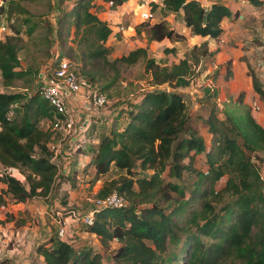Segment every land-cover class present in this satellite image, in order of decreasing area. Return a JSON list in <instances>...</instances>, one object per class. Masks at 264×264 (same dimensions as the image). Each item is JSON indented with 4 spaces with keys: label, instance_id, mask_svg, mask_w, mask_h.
Here are the masks:
<instances>
[{
    "label": "trees",
    "instance_id": "trees-1",
    "mask_svg": "<svg viewBox=\"0 0 264 264\" xmlns=\"http://www.w3.org/2000/svg\"><path fill=\"white\" fill-rule=\"evenodd\" d=\"M3 1L0 16L8 14L10 18L13 12L28 13L22 4L34 0ZM67 1L73 0H60L52 5L59 14L55 18L59 36L62 38L63 35L60 23L64 18L71 19L70 28L75 26L77 37L81 34L78 43L82 48L76 57L91 66L78 67L99 90L110 96L106 88L117 77L114 74L106 78L107 65L132 64L141 59L151 74V89L145 91L138 102L129 103V108L124 111L126 114L120 115L126 117L122 124L120 122L118 126L117 123L99 137L96 146L91 147L92 157L86 163L95 169L96 176L106 174L112 168L120 172L105 181L96 196L104 197L117 191L127 201L124 206H104L96 210L93 223L86 226L104 246L112 239L120 242L112 252L113 262L108 264H173L177 252H169L168 244L177 246L180 230L193 224L196 226L194 232L188 233L183 240L185 243L190 240L186 264H264V179L248 153L257 148L264 149V127L248 110L239 114L225 111L221 119L211 109L205 123L209 124L215 138L213 145L206 148L203 137L192 125L186 97L177 89L189 84V59L184 57L168 66L148 57L146 48H138L108 60L110 48L107 41L112 28L96 11H92L96 0H74V6L64 11L61 7ZM104 1L123 4L127 0ZM247 1L256 7L264 6V0ZM163 3L168 12L177 15L183 12V20L193 34L214 39L220 38L224 32L223 21L234 16L233 10L222 0H211L208 7L198 0H163ZM150 22L147 25L151 40H183L184 36L168 22L153 25ZM24 23L27 25L26 33L32 36L37 24L28 16ZM13 29L12 34L0 40V78L8 88L0 91V164L3 167H24V181L6 173L0 174V206L7 204L8 200L24 202L35 195L47 196L53 188L76 176L74 170V175L60 174L56 181L57 167L50 160L47 146L52 134L39 125L41 119L52 115V107L42 99L38 89L40 68L21 66L18 53L21 29ZM64 53L68 55L66 51ZM51 56L49 51L47 57ZM31 69L36 81L34 87L12 89L19 85L16 80ZM251 77L254 90L264 96L259 79L255 75ZM102 78L103 83H98ZM164 84H167L166 88H159ZM239 96L238 100L243 103V92ZM35 151L38 153L36 157L32 156ZM198 154H203L207 168L195 167ZM186 157L187 162L184 161ZM147 169H152V173H147ZM183 169L188 172L195 170L196 179L189 181L190 174L184 176ZM224 174L227 180L223 189L234 196L232 203L225 206V213L230 214L232 206H238L234 220L225 230L219 225L222 220L216 215L210 200L204 199L200 209L192 207L195 204L193 193L199 190L200 181L207 178L210 184L208 191L216 194L212 185ZM74 180L69 183L74 185ZM186 181L190 183L186 184ZM183 183L190 186L191 195L188 197L184 195ZM188 204L190 209L185 213ZM200 215L205 216L201 224L198 220ZM181 218L185 221L179 225ZM5 221L0 217V223ZM254 227L258 231V241L248 249L246 246L253 237ZM218 232L220 239L202 249L200 234ZM36 247L37 252L44 256L45 264H106L101 252L92 253L90 248L76 247L56 233ZM219 252L223 254L221 260L216 258ZM236 256L240 263H235Z\"/></svg>",
    "mask_w": 264,
    "mask_h": 264
},
{
    "label": "rangeland",
    "instance_id": "rangeland-1",
    "mask_svg": "<svg viewBox=\"0 0 264 264\" xmlns=\"http://www.w3.org/2000/svg\"><path fill=\"white\" fill-rule=\"evenodd\" d=\"M14 1V0H13ZM60 0H34L27 1L22 4L27 9L28 13L19 14L13 12L10 18L4 20L0 16V40H4L7 35L13 33V27L20 30V45L19 56L20 64L23 68L41 66L50 57H47L52 51L60 48V51H66L71 56L79 67L90 68V63H85V60L78 59L76 55L80 53L82 48L79 43V37L76 36L75 26L70 28L71 19L64 18L60 23V29L62 31V38L59 36V26L55 23V18L59 15L55 11L52 5L58 4ZM147 0H131L123 8H119L120 5L108 1L107 3H101L96 0V6L92 8L93 12H97L98 16L106 21L112 28V34L110 35L107 46L110 48V52L107 56L108 60H113L123 54H127L138 48H146L148 57H152L156 62L160 64H166L171 66L173 63L179 62L180 59L187 57L191 65V73L189 74V84L179 87L184 93L188 105L191 108V116L193 118L192 125L200 132L205 141L207 148H210L214 143V134L210 131L209 124L205 123V119L208 117L209 109H213L218 117L224 118V112L230 111L231 113L239 114L248 110L255 120L264 127V96L259 95L252 85L251 75H255L264 90V6L256 7L251 5L247 0H222L228 3V6L233 10L234 16L229 18V21L222 27L225 33L223 36L217 39L210 38L208 41L192 40L189 45V41L184 42L182 39L176 41L166 40V43H157L150 39V27L147 25L151 20V25L156 24L155 18L160 19L167 18L166 22L171 27L175 26V29L182 31L183 22L178 18L175 19L170 12L157 8V4L150 2L151 11L149 18L142 17L139 13L143 8H139V5ZM199 1V0H198ZM204 5L211 4V0H203ZM72 2L67 1L62 4L64 11L72 8L74 5ZM3 5L0 0V6ZM15 7V6H13ZM12 8V7H11ZM18 11L16 8H14ZM159 14V15H158ZM32 18L35 22L36 28L32 36H28L27 25L24 23L25 17ZM176 20V21H175ZM70 32V34H69ZM179 33V32H178ZM180 34V33H179ZM62 42V44H61ZM178 42V43H177ZM206 44V47H205ZM26 73L23 77L16 80L19 86H31L35 85V76L33 71ZM106 78L117 74L114 82L107 87V93H110V104L106 106L107 121H103L99 124L98 134L94 136L92 132L88 133V144L98 143L99 137L103 133L109 132L114 125L119 126L120 122L126 120L125 116L129 108V103H136L140 100L142 94L151 89L150 79L151 74L145 67L143 60H137L132 64L117 63L116 66H106ZM116 69V71H115ZM231 71V73H230ZM83 73V72H82ZM85 74V73H84ZM103 78L98 83H103ZM210 85L213 90L210 89ZM166 88L167 84L160 86L159 88ZM169 88V87H168ZM170 89V88H169ZM243 92V103L238 100L239 93ZM205 93V94H204ZM217 98L221 102L217 101ZM43 99V96H42ZM193 102L198 103L193 106ZM123 109V111H122ZM119 115L116 120V116ZM42 119L39 121V125L43 129H47L45 124H42ZM55 139V138H54ZM91 139L93 142H91ZM96 139V142H94ZM252 156V161L256 168L259 170L261 177L264 179V149L257 148L253 151H248ZM202 157H197L195 167L199 169L207 168L208 165L205 162L203 154ZM184 161H188V158H184ZM88 163V162H87ZM89 166V164H87ZM86 165V166H87ZM83 168L78 170L79 177L72 176L71 189L68 191L65 189V184L62 183L56 188H53L51 193L47 196H32L27 201L21 204H15L11 200H8L5 208H0V217L5 219L9 229L14 231L18 227L25 225L38 224L41 227L49 225L51 230H57V225L54 220L56 217V210H60L63 215L68 213L67 209L85 213L93 205V200L96 197L98 189L103 185L105 181L116 177L120 174L119 171L112 168L106 174L96 176L92 167ZM1 167V164H0ZM137 168V167H135ZM24 167H17L15 172L22 181V171ZM74 171V170H73ZM77 172V170H76ZM147 173H152V169H147ZM184 176L188 173L189 181L196 179V171L182 170ZM167 171L163 173L165 176ZM99 177V178H98ZM77 179V180H76ZM227 180V175L224 174L216 181H214L212 187L217 191L216 194L209 192L210 187L209 180L203 179L199 183V190L195 195L194 205L196 209H200L202 201L210 200L213 204L216 215H219L221 224H219L223 230L227 229V226L234 220L237 211V205L232 206V212L230 214L225 213V206L232 203L234 196L225 191L223 187ZM188 181V180H187ZM186 181V182H187ZM187 182L186 184H189ZM185 187L184 195L188 197L191 195L190 186ZM264 187V184H263ZM176 197V193H174ZM190 209V204L187 205L185 213ZM199 223L205 221V216L200 215ZM42 221V222H41ZM185 219L179 220V225L184 223ZM43 222L45 225H43ZM78 223H74L77 225ZM79 228L78 234H80V241H84L81 247L90 248L93 252H101L104 263H112V252L120 244L116 239H112L107 246L102 245L100 239L90 238L91 232L87 231L83 224L77 226ZM85 227V228H84ZM196 226L191 225L187 229L180 230V240L177 246L173 243H169V252L176 251L177 259L173 261V264H186V259L190 249V240L185 243L183 241L188 233L194 232ZM253 237L250 239V245L247 244L246 248H250L251 244H255L258 241L257 228H253ZM43 230V228H42ZM78 239V237H77ZM220 239V232L217 234H200V240L203 243L202 249L207 246H212L215 241ZM12 241L8 247L12 246ZM15 249L20 250L21 244H15ZM37 248V247H35ZM246 251V250H243ZM217 260L223 258V254H216ZM218 262V261H217ZM239 257H235V263H240Z\"/></svg>",
    "mask_w": 264,
    "mask_h": 264
},
{
    "label": "built area",
    "instance_id": "built-area-1",
    "mask_svg": "<svg viewBox=\"0 0 264 264\" xmlns=\"http://www.w3.org/2000/svg\"><path fill=\"white\" fill-rule=\"evenodd\" d=\"M2 2L4 3L3 0ZM204 6L208 7L205 4ZM141 7L146 8L139 13L142 17L149 18L150 3L145 1L139 5V8ZM2 18L6 20L8 14H3ZM59 49L52 51V56L43 63L37 81L41 96L52 107V115L44 117L41 123L45 124L52 134L47 146L50 151V160L57 167L56 181L60 174L72 175L73 169L76 171L85 167L86 163L81 162L80 157L89 142L88 133L92 132L95 136L98 134L99 124L103 121L108 123L106 106L110 104L108 95L99 90L96 84L80 71L78 64ZM210 89L213 90L211 85ZM7 90L8 88L1 83L0 78V91ZM217 101L221 102L219 98ZM91 142H93L92 139ZM37 155L36 151L32 153V156ZM76 156L78 165L72 168ZM15 172H18L17 167H3L2 165L0 167V174L6 173L22 180ZM65 186L66 190L71 189L70 183H66ZM12 202L23 203L22 201ZM126 204V199L117 191H113L104 197L96 196L93 205L85 213L67 209L68 213L63 215L60 210H56L54 218L57 225L56 234L59 238L74 245L75 231L70 226V221L78 222L86 227L93 223L95 212L101 207H120ZM5 206L6 204H2L0 208L4 209ZM9 243L4 225L0 223V264L7 250L13 248L8 247Z\"/></svg>",
    "mask_w": 264,
    "mask_h": 264
},
{
    "label": "crops",
    "instance_id": "crops-1",
    "mask_svg": "<svg viewBox=\"0 0 264 264\" xmlns=\"http://www.w3.org/2000/svg\"><path fill=\"white\" fill-rule=\"evenodd\" d=\"M99 1L101 3H104V4L108 2V1H104V0H99ZM130 1L131 0L125 1L123 3V5L119 6V8H123ZM199 1L200 2L202 1V3H204L203 0H199ZM243 1H246V0H243ZM146 2H149V3L150 2H154V3H156L157 4V8L160 9V10L163 7L165 8L163 0H147ZM225 3L228 5L227 2H225ZM209 5L210 4H208L206 6H209ZM164 10H166V8ZM170 13H171L170 15H173V17L175 19L178 18L179 20H182V22H183L182 31H178V32L184 36V38H183L184 42L189 41V45H190L192 43V40L201 41V39H202L204 41H208L211 38L210 36H201V35L193 34V32L191 31V28H189L186 25L185 21L183 20V12L180 13L179 15H177L175 13H172V12H170ZM166 20H167V18L163 17L162 19H160L159 16H158V18H155V22L156 23L162 22V21H166ZM228 21H229V18H226L223 21L222 25L224 26ZM172 28L175 29V26L172 27ZM224 33H225V31H224ZM222 36H223V34L220 37H222ZM166 40L171 41V40H174V39H165L163 41H155V42H157V43H166L165 42ZM176 41H178V40H176ZM179 87H182V86H179ZM179 87H177L178 90H181V91L185 90V88L180 89ZM197 104L198 103L193 102V106H196ZM210 111L211 110L209 109L208 114L210 113ZM190 114H191V108H190ZM191 118H192V116H191ZM262 120L264 121L263 117H262ZM192 122H193V118H192ZM199 135L201 136L200 132H199ZM94 142H96V139H94ZM95 146L96 145H94L93 143L86 145V148L83 150V155L80 157V161L81 162L87 163V162L90 161V159L92 157V154H91L92 153V148L95 147ZM207 147L208 146H206V148ZM197 157H202V155L198 154ZM77 162H78V158L76 156L75 159L73 160L72 168L73 167L76 168V166L78 165ZM92 169H94V168L92 167ZM73 170H75V169H73ZM78 170L75 173L76 177L77 176L79 177L78 174L80 172ZM94 172H95V169H94ZM73 173H74V171H73ZM68 220H70L69 217H68ZM7 222L8 221H5L3 223V225H4V229L6 231V234H7V240H9V242H11L12 239H13V242H12V247L13 248H9V250H7V254H6L5 258L3 259V261L1 262V264H9V263H14V264H45L44 256L42 254H40L39 252H37L35 247L38 244L42 243L43 241H46L50 237V235L52 233H56V232L51 230L49 225H46V226L40 228V225H38V224L37 225L33 224V225H30V226L25 225V226H22V227H18L14 231H12V230L9 229V226L7 225ZM74 223H78V222L70 221V226L75 231V238H73L74 245L77 247V246H81V244L84 243V241L82 240L81 242H79L80 241V234H78L79 228L77 227L79 225V223L77 225H74ZM43 225H45L44 222H43ZM42 228H43V230H42ZM77 237H78V239H77ZM89 237L90 238H97L96 235L93 234V233L90 234ZM19 243L21 244L20 250L15 249L14 248L15 244H19Z\"/></svg>",
    "mask_w": 264,
    "mask_h": 264
}]
</instances>
